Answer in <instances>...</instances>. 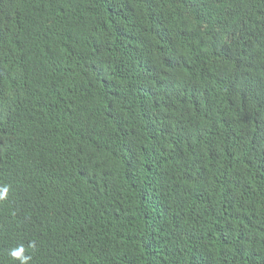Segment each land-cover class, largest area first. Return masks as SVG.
I'll return each mask as SVG.
<instances>
[{
	"label": "trees",
	"instance_id": "16d2710c",
	"mask_svg": "<svg viewBox=\"0 0 264 264\" xmlns=\"http://www.w3.org/2000/svg\"><path fill=\"white\" fill-rule=\"evenodd\" d=\"M0 264H264V0H0Z\"/></svg>",
	"mask_w": 264,
	"mask_h": 264
},
{
	"label": "clouds",
	"instance_id": "9594fccd",
	"mask_svg": "<svg viewBox=\"0 0 264 264\" xmlns=\"http://www.w3.org/2000/svg\"><path fill=\"white\" fill-rule=\"evenodd\" d=\"M3 192L6 193V192H7V188H4V189H3ZM4 199H6V197H5ZM14 250H15V249H14ZM13 255L15 256V255H17V253L14 252Z\"/></svg>",
	"mask_w": 264,
	"mask_h": 264
}]
</instances>
